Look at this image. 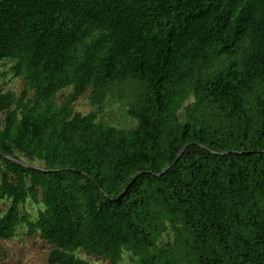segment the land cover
I'll list each match as a JSON object with an SVG mask.
<instances>
[{
	"label": "trees",
	"instance_id": "trees-1",
	"mask_svg": "<svg viewBox=\"0 0 264 264\" xmlns=\"http://www.w3.org/2000/svg\"><path fill=\"white\" fill-rule=\"evenodd\" d=\"M5 60L0 240L25 227L47 264H264V0H0ZM109 96L134 127L98 119Z\"/></svg>",
	"mask_w": 264,
	"mask_h": 264
},
{
	"label": "rangeland",
	"instance_id": "rangeland-1",
	"mask_svg": "<svg viewBox=\"0 0 264 264\" xmlns=\"http://www.w3.org/2000/svg\"><path fill=\"white\" fill-rule=\"evenodd\" d=\"M12 61L5 60L0 62V92H12L19 95L23 89L22 78L15 77L11 72ZM68 93V90L63 94ZM126 102L121 101L118 97L109 96L102 111L98 114V119L118 128H132L135 121L132 120L126 111ZM75 110L81 114H88L96 110L88 99V95L82 96L75 104ZM33 167L40 168V162L30 163ZM7 203L0 202V212H5ZM40 209L33 202L23 206L22 212L30 216V220H35ZM25 227L19 228L14 238L10 240H0V254L7 264H47V256L50 247L42 242L38 236L29 238ZM76 255L86 261L87 264H108L100 259H96L86 252H77ZM119 264H137L136 259L132 260L129 253H124Z\"/></svg>",
	"mask_w": 264,
	"mask_h": 264
},
{
	"label": "water",
	"instance_id": "water-1",
	"mask_svg": "<svg viewBox=\"0 0 264 264\" xmlns=\"http://www.w3.org/2000/svg\"><path fill=\"white\" fill-rule=\"evenodd\" d=\"M183 150H184V148L182 149V151L180 152V154L183 152ZM180 154H179V155H180Z\"/></svg>",
	"mask_w": 264,
	"mask_h": 264
}]
</instances>
